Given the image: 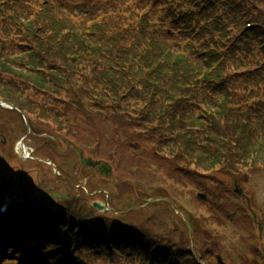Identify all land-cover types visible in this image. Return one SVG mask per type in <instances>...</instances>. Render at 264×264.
<instances>
[{
    "label": "trees",
    "instance_id": "1",
    "mask_svg": "<svg viewBox=\"0 0 264 264\" xmlns=\"http://www.w3.org/2000/svg\"><path fill=\"white\" fill-rule=\"evenodd\" d=\"M156 1L116 0L91 23L103 14L86 17L58 0H0V94L43 118L52 112L27 90L65 116L85 114L101 92L112 96L113 119L139 101L157 123L159 153L205 171L264 163V0ZM104 103H95L100 117L109 116ZM160 248L167 264H196Z\"/></svg>",
    "mask_w": 264,
    "mask_h": 264
},
{
    "label": "rangeland",
    "instance_id": "2",
    "mask_svg": "<svg viewBox=\"0 0 264 264\" xmlns=\"http://www.w3.org/2000/svg\"><path fill=\"white\" fill-rule=\"evenodd\" d=\"M83 9V5L76 4V11ZM36 100L44 101L45 97L37 96ZM55 107L59 110L64 109L59 106ZM86 107L85 114L74 108L71 109L72 112L69 113V119L74 126H71L68 132L55 123L41 120L36 116H28L29 122L31 121L32 132L25 141L26 145L31 149L37 148L36 153L33 152L32 155H43V157L53 155L54 162H58V159L63 162V164L61 163L62 170H64V174L68 178L76 183H87L89 186V188L80 187L77 193H72L73 196H77L74 210L72 211L74 215H85V213L93 212L90 208V199L91 201H109L112 209L120 211L117 213L108 212L109 214L103 213L105 216L115 214V216L118 215L140 230L144 229L151 234H153V231H157L154 233L157 237H166L168 240H178V242L183 241L186 243L188 241V232L182 217L173 208L166 207L165 202L162 201L150 206L139 207L144 205L145 199L149 198V194L145 191L144 193L146 194L139 193L143 191L139 183L137 182L134 185L130 180L126 179L131 175L129 172L140 175L146 172V168L142 163L143 159L140 156L135 157L132 155L136 153L132 150V145L136 147L140 145L137 137L131 134L135 129L132 126L129 127L130 129L119 128L107 116L100 117L102 113L99 111H86ZM26 133L27 127L23 119L0 105V169L4 172L0 175V178L9 177L7 174L10 170L27 169L26 172L31 174L37 182L42 181L45 183L47 189L57 191L61 193L60 195H68L69 183L64 185V179L57 180V177H53V170L48 168L45 170L46 166H50L46 162L30 159L21 161L19 159L16 147L19 146L21 139ZM52 137L58 139L56 143L50 141ZM72 142L77 145L80 143L88 146L91 156L100 158L111 165L113 169L111 175L103 176L96 170L80 167L76 162L77 153L70 148L69 151L66 150L63 155H60V148L65 150L67 143ZM84 151H86V148H84ZM86 153L89 154L87 151ZM116 159L118 161L115 162ZM16 163L22 166H16ZM39 167L44 169V171L40 172L38 170ZM78 170H81V177L77 174ZM172 175L176 176L175 179L182 180V182L178 184L174 183L176 182L175 180L165 179L164 182L167 185L164 188L158 186L153 193L157 196L171 195L182 206H187L190 209L191 212H189L195 226V236L200 243L197 242L199 248H208L209 245V247L215 248L220 252L219 243L222 242L229 251H231L229 247L231 245L245 252V245L240 243V237L244 236V233L250 235L247 229H251L254 237L253 242L257 245L252 251L258 254L261 252L260 255L264 259V167H253L244 178L241 176L239 179L235 175L227 176L224 172L211 174L213 177L210 181L197 177V174L191 172L187 173V175L184 172H173ZM132 179L136 181L133 177ZM146 180L149 181V178ZM156 180L162 181L163 179L161 176H156ZM244 181L248 182L245 183ZM189 186H202V192L208 195L213 194L214 200L217 202L222 201L223 205L217 206L213 210L208 203L210 200L207 198L196 201L195 192L192 194L186 192ZM107 192L111 194L109 198L106 196ZM238 193L242 194L241 197L238 196ZM48 194L51 195L50 193ZM230 198L233 199L231 203ZM232 203L236 212L233 211ZM63 204L64 202H62ZM199 204L202 207L197 208ZM137 206L139 208H135ZM182 206L181 209H184ZM130 208V211L125 212ZM228 210H231V212L228 213ZM200 212L204 213L201 217ZM194 213L197 214L195 215ZM252 213L254 216H252ZM208 216L215 220H208ZM222 216L228 218L225 225ZM91 221L96 222L97 220L93 219ZM254 223L257 224L255 225ZM258 225L261 227V236L259 235ZM213 239H215L216 244L210 245ZM259 240L258 245L257 242ZM7 249L8 247H3V250L0 251V264L17 258L14 252L12 255ZM6 252L7 254H5ZM232 252V259L228 258L230 264H246L242 261V258L236 262L237 253L235 251ZM83 253L88 254L90 252L86 250ZM209 256H214L213 251L209 253ZM250 257L251 263L257 264L259 262L253 258L255 257L254 255ZM86 264L120 263L119 260H111L110 253H97L89 256Z\"/></svg>",
    "mask_w": 264,
    "mask_h": 264
},
{
    "label": "water",
    "instance_id": "3",
    "mask_svg": "<svg viewBox=\"0 0 264 264\" xmlns=\"http://www.w3.org/2000/svg\"><path fill=\"white\" fill-rule=\"evenodd\" d=\"M98 207H101V205H99V204H96Z\"/></svg>",
    "mask_w": 264,
    "mask_h": 264
}]
</instances>
